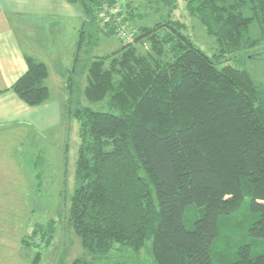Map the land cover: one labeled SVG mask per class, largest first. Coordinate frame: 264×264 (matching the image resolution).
<instances>
[{
	"label": "trees",
	"instance_id": "obj_1",
	"mask_svg": "<svg viewBox=\"0 0 264 264\" xmlns=\"http://www.w3.org/2000/svg\"><path fill=\"white\" fill-rule=\"evenodd\" d=\"M66 1L104 35H118L119 15L127 30L133 26L128 40L118 36L117 49L85 65L86 100L104 101L108 109L66 106L80 139L67 217L83 248L94 256L115 243L139 251L151 239L156 264H213L219 217L238 210L245 197L258 214L250 234L264 238V86L246 68L218 67L226 54L264 39V0H183L215 38L219 52L212 56L173 17L177 0H153L152 6L168 8L150 24L131 1ZM117 4L125 8L112 13ZM85 31L79 29L76 56ZM25 61L10 89L37 106L49 96L48 69L30 55ZM193 205L202 214L187 229L185 212ZM39 258L37 252L34 262ZM71 264L91 263L80 257ZM225 264H264V252L253 255L243 244Z\"/></svg>",
	"mask_w": 264,
	"mask_h": 264
},
{
	"label": "rangeland",
	"instance_id": "obj_2",
	"mask_svg": "<svg viewBox=\"0 0 264 264\" xmlns=\"http://www.w3.org/2000/svg\"><path fill=\"white\" fill-rule=\"evenodd\" d=\"M127 1H131L132 6L140 13L147 14L144 24L152 23L153 19L165 13L168 8L152 6L153 0H122L121 3ZM121 7L125 8L124 5ZM121 7L117 4L110 10L116 14L118 10H122ZM172 15L184 23L183 32L196 46L210 56L219 52L215 38L209 35L203 25L187 12L183 0H177V8ZM100 16L105 20L109 18L110 13ZM121 17L122 15L115 17L118 35L116 33L104 35L99 28L94 27L93 22H88L83 14V21L79 27L87 31L84 33L79 56H76L78 59L74 58V62L66 63V54L62 53L47 62L50 72L47 82L51 90L56 87L53 80V72L56 69L65 71V76H71L73 82L71 90L64 88L61 92L57 87V93L55 90V92L51 91V98L57 99L58 109H53L55 106L53 100L48 103V106L34 113L41 115L43 121L46 117L47 125L43 123L34 125L22 119L0 123V264H71L75 258L80 257L91 264L106 262L156 264L151 253V239L147 240L139 251L115 243L113 248L104 255L90 254L83 248L80 238L74 233L67 217L69 196L74 187V165L80 139L79 122L75 118L68 117L66 106L68 105L72 110L83 106L103 111L108 109L104 101L86 100L83 94L86 84L85 65L95 55H104L117 49L121 44L119 37L128 40L127 32L133 26L129 24L127 30ZM15 22L17 24L19 21ZM110 25H107V29ZM27 26L29 23H24V27L27 28ZM43 26L41 21H32L28 29L30 28L32 33L41 30L51 41L65 39V29L47 32L44 31ZM120 28L123 30L120 31ZM70 30L72 28L66 30L68 36ZM252 31L254 35H257L254 28ZM263 41L258 39L255 47L253 45L251 46L253 48L240 50L243 59L239 58L236 52L233 55L226 54L225 60L218 67L228 63L237 68H246L255 80L264 86ZM60 50L66 52L69 48L62 46ZM74 65H76L75 70H73ZM54 68L55 70L52 71ZM69 95L70 99L67 101ZM58 96L64 98L63 104ZM65 147H67L66 168ZM34 169L41 171L38 177ZM5 194L8 197L2 198ZM201 214L202 210L199 207L195 205L189 207L185 212V227L192 229L194 221ZM257 218L258 214L251 210L248 197H245L238 210L219 217V234L211 247L213 264H225L235 260L237 250L243 244L250 245L253 255L264 252V238L254 237L249 231ZM33 228L37 231L32 235ZM46 240H48L47 244ZM37 252H40V258L34 262Z\"/></svg>",
	"mask_w": 264,
	"mask_h": 264
},
{
	"label": "crops",
	"instance_id": "obj_3",
	"mask_svg": "<svg viewBox=\"0 0 264 264\" xmlns=\"http://www.w3.org/2000/svg\"><path fill=\"white\" fill-rule=\"evenodd\" d=\"M82 16L83 13L79 6L66 0H0V123L22 119L34 125L36 123L47 125L46 117L43 121L41 115L34 113L37 112L36 110L48 106V103L54 100L53 97L51 98V91L55 90L57 93V87L61 92L64 88H68L65 71L54 68L52 71L55 70L53 80L56 87L51 90L47 82L50 76L47 62L62 53L66 54V63L74 62V58L78 54L77 42L79 26L83 21ZM15 21L19 22L16 24ZM32 21H41L44 24V31L47 32L65 29V39L51 41L48 35H44L41 30L32 33L30 28L28 29ZM26 22L29 23L27 28L24 27ZM68 28H72L69 36L66 33ZM62 46L68 47L69 50L62 52L60 50ZM25 55L45 62L48 69L46 83L49 96L44 103L37 106L25 104L10 89L12 83L26 70ZM58 97L63 104L64 98ZM54 102L53 109H58L57 99ZM59 119L60 117L58 121ZM5 197L8 195L5 194L2 198Z\"/></svg>",
	"mask_w": 264,
	"mask_h": 264
},
{
	"label": "flooded vegetation",
	"instance_id": "obj_4",
	"mask_svg": "<svg viewBox=\"0 0 264 264\" xmlns=\"http://www.w3.org/2000/svg\"><path fill=\"white\" fill-rule=\"evenodd\" d=\"M264 40V39H263ZM264 42V41H263ZM258 43H256L253 47H255L256 45H257ZM253 47H251V48H253ZM251 48H249V49H251ZM248 49V48H247ZM254 52V51H253ZM241 53H242V51H239V52H236L235 54H238V57L239 58H242L243 59V55H241ZM248 57L250 56V54H246Z\"/></svg>",
	"mask_w": 264,
	"mask_h": 264
},
{
	"label": "built area",
	"instance_id": "obj_5",
	"mask_svg": "<svg viewBox=\"0 0 264 264\" xmlns=\"http://www.w3.org/2000/svg\"><path fill=\"white\" fill-rule=\"evenodd\" d=\"M123 34L125 35V33H123ZM126 38L128 39V38H129V36H127V35H126Z\"/></svg>",
	"mask_w": 264,
	"mask_h": 264
}]
</instances>
